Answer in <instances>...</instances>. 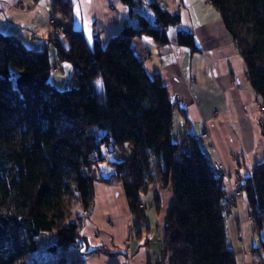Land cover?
<instances>
[{
    "label": "trees",
    "instance_id": "obj_1",
    "mask_svg": "<svg viewBox=\"0 0 264 264\" xmlns=\"http://www.w3.org/2000/svg\"><path fill=\"white\" fill-rule=\"evenodd\" d=\"M206 1L242 58L264 117V0ZM120 2L128 19L105 44L98 36L88 42L74 27L72 0H50L63 21L56 25L61 35L50 37L46 49L0 32V264H37L32 255L46 233L55 241L43 251L56 257L44 264H85L70 250L88 249L82 227L95 185L115 181L134 239L149 235L145 212L156 210L155 264H236L226 239L227 174L195 136L172 133L173 105L163 80L150 76L132 49L134 39L148 37L158 48L173 43L197 52L193 32L170 11V0ZM64 65L71 66L74 83L60 89L55 83ZM261 130L264 135V125ZM182 138L190 140L191 153H179ZM106 155L114 173L102 179ZM241 190L255 228L264 233V160L241 181ZM149 193H155L152 204L145 199ZM149 243L150 237L143 240Z\"/></svg>",
    "mask_w": 264,
    "mask_h": 264
},
{
    "label": "crops",
    "instance_id": "obj_2",
    "mask_svg": "<svg viewBox=\"0 0 264 264\" xmlns=\"http://www.w3.org/2000/svg\"><path fill=\"white\" fill-rule=\"evenodd\" d=\"M19 1H23L24 8L14 12L6 10L9 3L0 0V32L6 39H21L29 48H48L49 38L55 36L46 25L42 30L26 27V20L33 22L40 16L33 14L37 0L28 8L25 2L30 0ZM172 1L170 11L179 12L182 27L193 32L199 51L191 52L173 43L158 48L148 37L134 39L132 49L146 72L150 76L159 74L163 80L173 105L172 133H208V138L198 145L212 164L223 167L228 189L236 179L243 182L253 167L264 160V135L258 126L264 117L259 98L249 86L243 60L217 12L206 0ZM72 2L73 25L82 30L88 42L98 36L105 44L128 19L127 8L120 0ZM43 34H50L49 38ZM154 196L149 193L145 199L152 204ZM163 205L167 210V204ZM145 213L152 229L153 212ZM131 222L120 183L96 184L94 204L82 227L88 249L80 245L72 248L70 255L81 256L85 264H155V246L160 247L158 225L150 243L144 246L143 240L152 230L140 240L134 239ZM226 237L228 246L237 253L236 264H264V233L255 228L244 198L226 218ZM98 246L102 250L97 251Z\"/></svg>",
    "mask_w": 264,
    "mask_h": 264
},
{
    "label": "rangeland",
    "instance_id": "obj_3",
    "mask_svg": "<svg viewBox=\"0 0 264 264\" xmlns=\"http://www.w3.org/2000/svg\"><path fill=\"white\" fill-rule=\"evenodd\" d=\"M1 1H3V2L5 1V2L9 3V5H10L9 7L6 6V5H4V6L7 7V8H5V7L4 8L6 10H9V11L20 12L24 8V4L22 3L23 1H19V0H18V2H17V0H1ZM48 1L49 0H37V5H36L37 9L35 11H33V14L34 13L40 14V16L38 17V19L33 20V22L32 21H29V20H26V23L28 25L26 27H29V29H33V30H38V29L39 30H42L41 27H43L44 25H46V29L48 27V30L50 31L51 34H55L54 31H56V30L60 31L59 29L56 28V25L59 22L63 21V18L59 14L58 10H55V9L51 10L49 8L50 6L48 5L49 4ZM3 2H1V3H3ZM34 3H35V1H33V0H30V3L25 2V8L30 7ZM170 5H173V4L170 2ZM142 13L146 17L151 18L150 11L146 10V11H142ZM49 16H54V17L57 18V24L55 26L49 24L50 26H52V27H50L48 25V17ZM48 30H47V32H48ZM43 35L45 36L46 39H48L50 34L49 35L43 34ZM61 40H63V39H61ZM39 44L43 48L42 42H40ZM63 67H64L63 72L62 73H59L60 80L57 81L56 83L54 82V80H52L60 89H64L66 87H69V86L73 85V83H74L71 66L64 65ZM63 84H67V85L66 86H63ZM260 123H262L264 125V119L263 118L261 120H259V122H258L259 128L262 129L263 126L260 127ZM209 156L210 155L208 154V157ZM106 161L107 160H105L104 162H106ZM103 163L101 164V167H102ZM109 169L113 170L112 168H109ZM109 169L106 168V167H103L101 171L99 170L100 171V173L98 171L99 177L102 178V179L111 178L113 176V173H109V172H111V170H109ZM113 172H114V170H113ZM239 182H240V185H241V181H239ZM234 189H237V188H234ZM237 191L239 192V194L241 196L238 197V200L235 203L234 207L236 206V204L242 198V195H243L242 194V190H241V186L239 187V189H237ZM230 193H232V192H230ZM80 211L81 210H79V209L77 210V212H80ZM147 211H152L153 212V217L151 218V219H153L152 222H151V226H152V229L151 230H152V232H151V234L149 236L151 238L153 235H155L156 228H157V225H158V222H157L158 221V218L156 216V210H155L154 207L148 209ZM90 240H91V238H90ZM37 241L39 243V250L37 251V253H34L32 255V257H35V259L39 260L37 262V264H39V263L44 264L48 260H53L56 257L55 256L56 254L55 253H51L50 251H47V250L43 251V247H46V246L52 244L55 241V234L54 233L53 234H47V233L46 234H42V235H40L38 237ZM155 248H157L155 251H157V253H158V249H159L158 248V244L155 246ZM151 249H152V251H154V245L151 246ZM100 250H102V248H100L98 246L97 247V251H100ZM33 263H34V259L33 260H30L28 262V264H33Z\"/></svg>",
    "mask_w": 264,
    "mask_h": 264
},
{
    "label": "built area",
    "instance_id": "obj_4",
    "mask_svg": "<svg viewBox=\"0 0 264 264\" xmlns=\"http://www.w3.org/2000/svg\"><path fill=\"white\" fill-rule=\"evenodd\" d=\"M22 3H23V2H22ZM49 24L55 26V25L57 24V18L54 17V16H49V17H48V25H49ZM50 25H49V26H50ZM50 27H52V26H50ZM54 33H55V34H52V35H54V36H56V37L61 35V32L58 31V30L54 31ZM261 126H263L262 123H260V127H261ZM195 138H196V139H195ZM195 138H194L195 141H200V140L207 139V138H208V133H207L206 131H204V132H202L199 136H197V137H195ZM189 141H190V140H188V139H186V138H182V139L180 140V144H179V146H180L179 153H180V154H184V153H185V154H189V153H191V152L193 151L192 146H191V144H190ZM107 158H108V157H107V155H106V160L108 161ZM107 161H106V162H107ZM106 162L103 163V165H102L100 171L102 170L103 167L108 168V167L106 166ZM221 168H222L221 166H218V167H217L218 170H220ZM108 169H109V168H108ZM109 170H111V169H109ZM100 171H99V173H100ZM109 173H114V172H113V170H111V172H109ZM240 186H241V185H240V182H239V181H234L232 184H230V187L228 188V191H227V193H226V199H225V202H224V211H225L226 215L229 213V211L231 210V208L234 207L235 203H236L237 200H238V197L241 196V195L239 194V192L237 191V189H239ZM234 188H237V189H234ZM230 192H232V193H230ZM140 205H141V203H140Z\"/></svg>",
    "mask_w": 264,
    "mask_h": 264
},
{
    "label": "bare ground",
    "instance_id": "obj_5",
    "mask_svg": "<svg viewBox=\"0 0 264 264\" xmlns=\"http://www.w3.org/2000/svg\"><path fill=\"white\" fill-rule=\"evenodd\" d=\"M195 137H197V136H195ZM195 137H194V138H195ZM194 138H193V139H194ZM195 139H196V138H195ZM200 141H201V140H200Z\"/></svg>",
    "mask_w": 264,
    "mask_h": 264
},
{
    "label": "snow or ice",
    "instance_id": "obj_6",
    "mask_svg": "<svg viewBox=\"0 0 264 264\" xmlns=\"http://www.w3.org/2000/svg\"><path fill=\"white\" fill-rule=\"evenodd\" d=\"M98 85H99V82H98Z\"/></svg>",
    "mask_w": 264,
    "mask_h": 264
}]
</instances>
